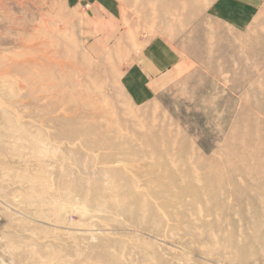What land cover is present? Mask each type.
Instances as JSON below:
<instances>
[{"label":"rangeland","instance_id":"obj_1","mask_svg":"<svg viewBox=\"0 0 264 264\" xmlns=\"http://www.w3.org/2000/svg\"><path fill=\"white\" fill-rule=\"evenodd\" d=\"M117 1L122 8L119 27L135 24L140 42L160 35L182 54L184 41L185 47L189 43L192 48V63L185 69L177 68L175 77L165 81L156 99L146 106L134 103L111 71L122 74L142 43L135 46L132 57L119 54L117 38H107L105 44L100 36L97 41L102 46H95L93 26L84 6L72 7L66 0H0V20L7 17L3 23L11 20L13 29L28 28L29 33L39 25L45 35L46 28H65L64 35L75 41L79 53H86L88 64L98 66L97 75L93 68L76 62L73 70L79 108L87 122L101 127L96 135H90L92 144L124 137L127 141L137 139L131 144L140 147L141 136L147 132L140 122L147 120L148 127L179 132L191 144L187 161L193 163L199 156L216 164L220 169L213 176L233 179L237 187L210 194V213L189 219L180 230L167 222L157 236L142 234L140 227H130L139 218L110 212L114 208L111 200L119 203V193L97 195L102 189L110 190L107 184L111 179L98 174L106 165L102 158L111 154L109 150L89 148L80 140L64 142L57 150L48 146L43 136L36 137L35 127L26 123L22 125L25 130L5 126L0 112L1 264H84L77 254L99 247V239H109L112 243L105 247L118 256L121 252L116 245L123 242L126 251L119 264H150L139 261L131 251L135 247L163 254L164 259L155 264H263L264 9L247 29L235 32L207 15L210 0H180L183 7L166 14L160 6L145 13V3L150 0ZM167 1L152 2L160 5ZM112 18L106 23L115 31L114 13ZM6 33L0 29V38ZM255 120L261 121L258 127ZM62 156L67 159L64 170L60 169ZM83 164L90 170L79 173L77 166ZM127 168L128 176H135L139 170L135 163ZM145 180L148 178L141 179V184L154 194L158 188ZM61 185H66V190ZM256 198L261 199V208V203L252 201ZM64 223L75 224L77 235H67L55 227ZM119 238L122 241L114 242ZM88 258L90 264H98L97 259Z\"/></svg>","mask_w":264,"mask_h":264},{"label":"bare ground","instance_id":"obj_2","mask_svg":"<svg viewBox=\"0 0 264 264\" xmlns=\"http://www.w3.org/2000/svg\"><path fill=\"white\" fill-rule=\"evenodd\" d=\"M152 1L158 0H150L145 3L143 9L145 13L148 8L160 6L162 13L166 14L174 9L182 8L184 5L180 0H168L165 3L161 2L160 5ZM3 19L0 20V29L7 31L2 35L3 38H0V112L3 124L15 129H24V126L22 127L24 123L35 127L36 137L43 136L45 143L48 146H55L57 150L63 147L64 142L67 145V142L71 144L78 140L89 144V148L109 150L111 154H105L102 158V163H106V165L102 170H98V174L111 179V184H107L110 185V190L102 189L97 192V195L110 194V191L119 193V203L117 205L115 199L111 200L114 203V208L110 212L117 215L126 213L131 219L139 218L140 221L130 224L131 228L140 227L138 229L141 230L140 233L156 236L167 222L172 223V228L179 229L185 224H189L191 221L189 219L198 218L203 213H210V194L223 193L229 190V187H237V182L233 179L224 180L223 177L219 179L213 176L220 169L216 164L208 163L199 156L193 163L187 161L191 144L187 138L180 136L179 132L165 127H148L147 120L140 122L147 128V132L141 136L140 147L131 144L137 139L133 138L127 141L124 137L110 141L99 140L92 144L90 135H96L101 131V127L93 126L85 120L75 95L76 86L73 75V70L76 69L74 62L84 68H93L88 64L86 53H79L75 41L69 36H65L66 34L64 35L65 28L64 30L53 27L46 28L45 35L41 27L36 25L29 33L28 28L16 31L12 28L15 25L13 21H7L9 23L7 25L6 21L3 23ZM110 19L113 18L110 17ZM131 26L136 27L135 24ZM12 32L16 34L14 33L12 36ZM97 32L99 31L97 30ZM131 46L135 49L133 40ZM93 69L95 75L98 66ZM111 71L112 75L118 76L119 83L122 85L123 75L118 74L116 70L112 69ZM7 98L10 103L5 102ZM261 108L262 106H259V109ZM146 112L147 110L144 111V113ZM260 122L255 120V126L258 127ZM109 127L108 129L112 130ZM113 127L118 126L114 124ZM127 145L129 146L127 147ZM72 146L74 147V145ZM86 154L91 155L89 150ZM73 155L78 154L73 153ZM252 157L254 158V155ZM60 161L62 166L60 169L64 170L67 159L62 156ZM131 163H135L139 167L135 176H128L127 167ZM77 167H79V173L90 170L85 164ZM145 177L148 178L145 180L147 184L158 188L154 194L149 192V187L147 188L144 183L141 184V179ZM61 188L66 190V185H61ZM122 190L126 191L122 193ZM90 193L92 192L90 191ZM158 198L162 199L159 203L154 201ZM252 201L257 204L261 203L259 205L261 208L260 198ZM124 203H127L129 208L127 205L123 206ZM166 210L167 213L164 212ZM151 216L153 217L150 222H147ZM115 225L121 226L119 223ZM105 226H109V224ZM55 227L67 235H77L73 231L77 229L75 224L64 223L59 226L55 225ZM78 229L80 230V228ZM183 230L186 233L189 231V229ZM86 231L92 230L86 229ZM119 241L122 240L119 238L114 242L119 243ZM99 242L101 243L99 247L91 248L83 254H77L78 259L82 260L84 264H90L88 258L90 256L97 259L98 264L123 262L122 258L126 251V248H123V242H120L118 247L116 245V250L121 252L119 256L110 247H105L112 243L109 239H99ZM42 251L46 250L42 249ZM131 251L138 256L141 263L155 264V262L160 263L164 259L163 254L159 255L160 252L153 249L151 254L139 247H135ZM262 262L264 264V259Z\"/></svg>","mask_w":264,"mask_h":264},{"label":"crops","instance_id":"obj_3","mask_svg":"<svg viewBox=\"0 0 264 264\" xmlns=\"http://www.w3.org/2000/svg\"><path fill=\"white\" fill-rule=\"evenodd\" d=\"M101 1L66 0L69 6H84L88 10L87 18L93 26L94 39L96 40L95 46H102V43L100 44L97 41L100 36L105 44L107 38L110 41L113 38H117L116 49H118L119 54L124 55L125 53L126 56L132 57L136 49L131 46L132 40L135 46L142 43L135 34L136 28L129 26L121 29L119 27L121 26V20L118 18L122 8L117 0H113L114 2L112 0ZM210 2L211 4L207 8V15L210 18H216L229 31L235 32L247 29L259 16L261 10L264 9V0H210ZM113 13L117 19L116 21H119L115 31L113 27L111 28L106 23L108 18L113 17ZM110 41L107 45L111 43ZM181 46L184 56L179 47H174L164 36L155 35L144 40L140 47L141 50L132 58L122 73L123 82L121 86L122 88L124 87V92L129 95L134 103L140 107L152 103L159 94L157 91L162 89L163 83L169 81L171 77H175L177 68L179 69L182 66L185 69L186 66L192 63V48L189 43L188 46L186 45L187 49H189L188 55L186 54L185 41ZM118 58H120V55Z\"/></svg>","mask_w":264,"mask_h":264}]
</instances>
